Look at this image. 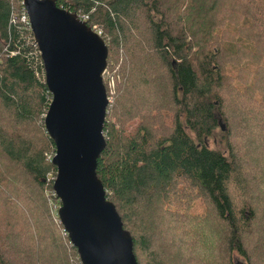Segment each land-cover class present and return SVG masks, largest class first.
I'll return each instance as SVG.
<instances>
[{"label": "trees", "instance_id": "1", "mask_svg": "<svg viewBox=\"0 0 264 264\" xmlns=\"http://www.w3.org/2000/svg\"><path fill=\"white\" fill-rule=\"evenodd\" d=\"M55 1L109 46L118 86L97 173L138 264H264V0ZM19 9L0 0V264H82Z\"/></svg>", "mask_w": 264, "mask_h": 264}, {"label": "water", "instance_id": "2", "mask_svg": "<svg viewBox=\"0 0 264 264\" xmlns=\"http://www.w3.org/2000/svg\"><path fill=\"white\" fill-rule=\"evenodd\" d=\"M52 94L45 126L55 142L60 222L82 264H138L131 233L97 173L107 141L109 46L55 0H24ZM225 129L224 125H222Z\"/></svg>", "mask_w": 264, "mask_h": 264}, {"label": "built area", "instance_id": "3", "mask_svg": "<svg viewBox=\"0 0 264 264\" xmlns=\"http://www.w3.org/2000/svg\"><path fill=\"white\" fill-rule=\"evenodd\" d=\"M18 3L20 5V9L19 11H16L15 12V17H14V20L17 22V23H21L24 27H26L28 30H32V24H31V17H30V14L27 10V8L25 7V1L24 0H18ZM80 18L87 23L88 21V17L87 16H80ZM88 24V23H87ZM89 25V24H88ZM90 27L96 32L98 33L101 37H103V30L98 27L97 25H93ZM33 31V30H32ZM108 72H110V77H111V80L114 79V74L110 71V69L108 70V66H107V69L105 70L104 72V75ZM103 75V77H104ZM109 88H110V85H109ZM107 89V88H106ZM108 94V92H107ZM108 99H109V104H111L113 102V98L111 96V93L108 94Z\"/></svg>", "mask_w": 264, "mask_h": 264}, {"label": "rangeland", "instance_id": "4", "mask_svg": "<svg viewBox=\"0 0 264 264\" xmlns=\"http://www.w3.org/2000/svg\"><path fill=\"white\" fill-rule=\"evenodd\" d=\"M64 9H66V8H64ZM110 71H112V68L111 67H110ZM114 79H115V77H114ZM104 83H105V86L107 88L108 94L111 93V96H112L113 102H114V100H115V90L117 91L118 83H117L116 79H115V81L113 79L111 80L110 72H108V71L104 75ZM109 85H110V88H109ZM53 203H54L53 208L56 209V212H57V208L55 207V201L54 200H53ZM57 203H59V202H57ZM58 206H60V205L58 204Z\"/></svg>", "mask_w": 264, "mask_h": 264}, {"label": "clouds", "instance_id": "5", "mask_svg": "<svg viewBox=\"0 0 264 264\" xmlns=\"http://www.w3.org/2000/svg\"><path fill=\"white\" fill-rule=\"evenodd\" d=\"M90 26V25H89ZM105 40V39H104Z\"/></svg>", "mask_w": 264, "mask_h": 264}]
</instances>
